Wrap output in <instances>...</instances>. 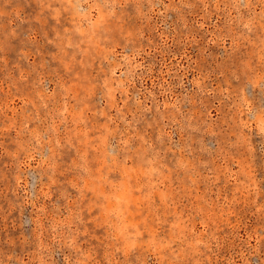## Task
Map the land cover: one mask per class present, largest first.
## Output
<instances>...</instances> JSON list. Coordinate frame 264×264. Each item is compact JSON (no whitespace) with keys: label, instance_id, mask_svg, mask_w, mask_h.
Wrapping results in <instances>:
<instances>
[{"label":"rangeland","instance_id":"374dc122","mask_svg":"<svg viewBox=\"0 0 264 264\" xmlns=\"http://www.w3.org/2000/svg\"><path fill=\"white\" fill-rule=\"evenodd\" d=\"M0 264H264V0H0Z\"/></svg>","mask_w":264,"mask_h":264}]
</instances>
